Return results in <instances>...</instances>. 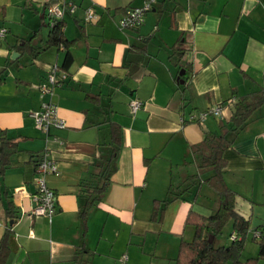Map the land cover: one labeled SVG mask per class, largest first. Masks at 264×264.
I'll return each mask as SVG.
<instances>
[{
	"label": "crops",
	"instance_id": "obj_1",
	"mask_svg": "<svg viewBox=\"0 0 264 264\" xmlns=\"http://www.w3.org/2000/svg\"><path fill=\"white\" fill-rule=\"evenodd\" d=\"M58 1L0 0V136L18 142L0 175V239L11 226L6 264H176L181 242L195 234L190 212L207 215L218 206L203 183L210 172L198 173L190 146L217 132L239 97L264 84V0H155L135 29L120 28L119 20L143 0H72L77 8L63 17L73 40L67 67L65 50L49 46L32 56L20 42L34 36L33 46L44 44L45 6ZM53 66L67 78L44 99L65 126L46 132L29 112L40 107L36 85ZM134 99L142 105L133 113ZM217 104L221 117L187 120ZM112 123L121 128L120 145L106 188L83 220L82 188L99 178ZM230 139L224 180L249 219L245 259L257 255L251 238L264 227V108ZM43 157L56 166L45 174L55 191L51 220L31 214ZM249 242L257 251L244 255Z\"/></svg>",
	"mask_w": 264,
	"mask_h": 264
},
{
	"label": "trees",
	"instance_id": "obj_2",
	"mask_svg": "<svg viewBox=\"0 0 264 264\" xmlns=\"http://www.w3.org/2000/svg\"><path fill=\"white\" fill-rule=\"evenodd\" d=\"M47 38L42 46H33L32 36L28 40H20L22 49L31 52L36 56L41 50L56 46L58 49L65 50L63 67H67L72 61L70 46L73 40H69L64 34L63 18L49 25ZM258 108H264V84L258 90L239 97L233 105L232 113L228 120H219V130L217 132H206L204 138L190 146L194 156L197 171L200 174L210 172L203 179V183L209 186L218 196V206L210 214L204 215L191 211L188 215V223L194 225L195 234L191 241H182L179 247L176 264H257L258 260L264 259V227H259L258 237L252 235V240L258 245L256 256L242 258L244 242L247 238L250 223L249 219L239 213L236 209V194L230 189L224 180L226 161L223 157L224 150L233 143L230 139L231 132L240 130L248 121L249 117ZM121 128L118 124H111V151L101 164L99 178L90 184H84L82 196L85 202L81 208L82 219L85 220L89 210L96 206L99 197L106 188L109 180V172L113 158L120 145ZM18 150V142L15 138L0 136V175L4 173L9 165L10 156ZM40 161V160H39ZM38 161V162H39ZM37 162V163H38ZM170 201L166 199L167 203ZM6 213L14 218L15 212L12 202L6 203ZM231 223L232 232L236 233V239L229 243L215 245L214 240L217 235L223 232L225 226ZM11 226H8L0 239V264H6L10 253L9 237ZM232 232L229 234L231 236ZM210 236L213 241L210 242ZM77 264H83L79 260Z\"/></svg>",
	"mask_w": 264,
	"mask_h": 264
},
{
	"label": "built area",
	"instance_id": "obj_3",
	"mask_svg": "<svg viewBox=\"0 0 264 264\" xmlns=\"http://www.w3.org/2000/svg\"><path fill=\"white\" fill-rule=\"evenodd\" d=\"M155 0H143L142 5L134 6L126 9L123 16L119 20L120 28H138L142 22L146 12H148L154 5ZM77 8V5L72 0H60L55 3L47 4L45 6V15L47 17V23L49 25L54 24L57 20L62 19L66 13H73ZM85 16L87 20H91L95 17L94 10L91 6L85 9ZM6 33V28L0 27V37H3ZM67 78L66 73H58L57 67L53 66L48 72L46 78L36 85L39 96L43 98L40 107L37 110L29 112V116L33 118L35 125L48 132L51 127L63 128L65 121L57 115V109L51 99H44L46 96L51 97L53 89L62 84ZM142 102L138 99H134L130 102V108L134 113L140 108ZM222 116V107L220 105L209 106L206 109L198 112V114H190L187 120H203L207 116ZM181 121H186L183 117ZM40 176L35 180L36 192L32 195L34 206L31 210V214L36 216H46L51 220L55 209V191L51 188L45 179L47 172L56 170L55 164L46 157H43L37 164ZM253 235L258 237L259 231L255 230ZM231 240L236 239V233L232 232L230 236ZM123 259L126 255L122 256Z\"/></svg>",
	"mask_w": 264,
	"mask_h": 264
},
{
	"label": "rangeland",
	"instance_id": "obj_4",
	"mask_svg": "<svg viewBox=\"0 0 264 264\" xmlns=\"http://www.w3.org/2000/svg\"><path fill=\"white\" fill-rule=\"evenodd\" d=\"M208 189H205V190H207L206 191V195L208 196V198L209 197H211V203H213L212 201L214 200V199H216L215 197H216V194H215V192L211 189V188H209V187H207ZM209 191L212 193V194H214V196L212 197V195L209 193ZM207 198V199H208ZM230 230H231V225H229V223L225 226V228L223 229V232L221 233V234H219V235H217V237L215 238V240H214V243H215V245H217V244H223V243H229L231 240H230V237H229V233H230ZM212 241H213V239H212ZM253 246V247H252ZM252 248H255V251H257V247H256V245H252V243H248V247H247V250L245 251V253H243L244 255H247L248 253H252V252H250V250H252ZM257 253V252H256Z\"/></svg>",
	"mask_w": 264,
	"mask_h": 264
},
{
	"label": "water",
	"instance_id": "obj_5",
	"mask_svg": "<svg viewBox=\"0 0 264 264\" xmlns=\"http://www.w3.org/2000/svg\"><path fill=\"white\" fill-rule=\"evenodd\" d=\"M13 54H17V55H18V53H17L16 51H14V52H12V54H11V58H14V57L12 56ZM212 239H213V236H210L209 241L212 242Z\"/></svg>",
	"mask_w": 264,
	"mask_h": 264
}]
</instances>
